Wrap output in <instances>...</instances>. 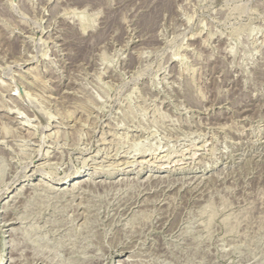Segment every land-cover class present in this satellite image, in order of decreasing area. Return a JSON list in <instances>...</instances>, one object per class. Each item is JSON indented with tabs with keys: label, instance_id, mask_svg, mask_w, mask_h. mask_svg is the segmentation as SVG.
<instances>
[{
	"label": "rangeland",
	"instance_id": "374dc122",
	"mask_svg": "<svg viewBox=\"0 0 264 264\" xmlns=\"http://www.w3.org/2000/svg\"><path fill=\"white\" fill-rule=\"evenodd\" d=\"M0 264H264V0H0Z\"/></svg>",
	"mask_w": 264,
	"mask_h": 264
}]
</instances>
